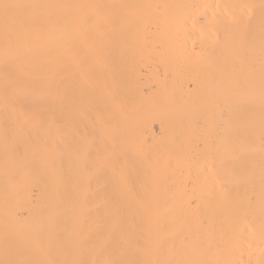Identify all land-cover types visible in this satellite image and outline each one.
Wrapping results in <instances>:
<instances>
[{
    "label": "bare ground",
    "instance_id": "1",
    "mask_svg": "<svg viewBox=\"0 0 264 264\" xmlns=\"http://www.w3.org/2000/svg\"><path fill=\"white\" fill-rule=\"evenodd\" d=\"M0 264H264V0H0Z\"/></svg>",
    "mask_w": 264,
    "mask_h": 264
}]
</instances>
